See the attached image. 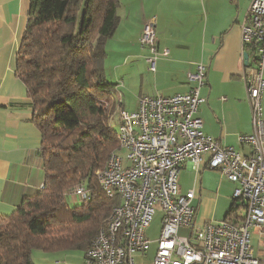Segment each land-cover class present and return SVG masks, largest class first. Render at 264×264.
<instances>
[{"label":"crops","instance_id":"0c3cea01","mask_svg":"<svg viewBox=\"0 0 264 264\" xmlns=\"http://www.w3.org/2000/svg\"><path fill=\"white\" fill-rule=\"evenodd\" d=\"M251 1L120 0L119 23L106 42V56L114 66L110 75L121 100L119 117L121 111H135L142 96L189 92L194 85L189 74L203 63L207 66V80L201 89L206 101L199 111L203 130L224 145L250 154L239 137L253 131L242 75L246 63L240 25ZM30 6L31 0H0V213L3 214L12 213L25 196H34L45 183L42 134L32 121L34 109L26 85L16 73L17 53ZM152 18L159 48L170 50L169 55L158 57L155 72L149 70V49L140 42L144 26ZM208 159L206 155L198 173L190 162L183 164L179 172L181 193L195 191L196 226L220 220L217 207L227 208V213L234 202L236 184L221 171L210 168ZM181 231L188 233L187 229ZM149 238L153 242L150 249L154 244L157 249L158 237ZM262 246L259 253L253 246L256 255L262 254L264 243ZM39 251L35 264H81L86 254V251ZM155 255L156 250L151 256L137 252L135 264H153Z\"/></svg>","mask_w":264,"mask_h":264},{"label":"built area","instance_id":"2783aa9c","mask_svg":"<svg viewBox=\"0 0 264 264\" xmlns=\"http://www.w3.org/2000/svg\"><path fill=\"white\" fill-rule=\"evenodd\" d=\"M240 25L243 54L249 53L242 75L253 131L240 135L239 141L249 147L250 154L224 145L203 130L199 111L206 101L201 95L206 64H198L189 74L194 82L189 92L142 96L135 111H121L119 147L97 172L104 194L118 196L120 204L113 208L81 264H135L134 254L150 250L153 244L147 228L157 206L163 219L153 264H264V249L256 255L250 238L252 231L264 237V0L251 1ZM154 28L152 18L140 38L149 49V70L153 72L158 57L170 52L159 48ZM119 150L125 152L119 154ZM206 155L210 168L236 184L234 199L246 202L240 223L223 219L196 226L195 191L181 193L179 172L187 162L200 172ZM68 195L75 201L71 205L77 206L87 205L92 197L91 190L81 184Z\"/></svg>","mask_w":264,"mask_h":264},{"label":"trees","instance_id":"16d2710c","mask_svg":"<svg viewBox=\"0 0 264 264\" xmlns=\"http://www.w3.org/2000/svg\"><path fill=\"white\" fill-rule=\"evenodd\" d=\"M120 0H31L16 60L42 134L45 183L12 213H0V264H35L33 251L85 252L110 218L97 172L118 149L111 125L113 88L104 61L119 23ZM91 190L85 206L71 205L77 185ZM234 199L225 220L240 223L246 202ZM244 212V213H243Z\"/></svg>","mask_w":264,"mask_h":264},{"label":"rangeland","instance_id":"374dc122","mask_svg":"<svg viewBox=\"0 0 264 264\" xmlns=\"http://www.w3.org/2000/svg\"><path fill=\"white\" fill-rule=\"evenodd\" d=\"M114 62H115V60L113 61V63ZM113 67L114 66H111V61H109V59L106 56L105 61H104V68H105L106 78L108 79V81H111V82L115 83V81L113 80V77L110 75V71L113 69ZM245 86H246V84H245ZM246 92H247V89H246ZM113 101L115 102V108L116 109H115V112L113 113V116L111 118V125H112L113 129L115 130V132L118 133L119 132V121H120V119L118 118L119 114L117 113V111L119 110V105L118 104L121 102V100H120V98L118 96L116 87L113 88ZM263 106H264V101H263ZM124 152H125L124 150H119L118 151L119 154H123ZM67 201L74 203L75 201L73 199V195H68L67 196ZM238 202L240 203V200H238ZM213 209L216 211V205L214 206ZM226 210H227V208H222L221 205H219L217 207V212H218L217 219L222 220V218L225 215L224 213H226ZM162 219H163V212L160 209V207L157 206V212H156V214L154 216V219L151 222V225L147 228V235L149 237H151L152 239H156L157 237H159L160 231H161V227H162ZM220 220H217V221H220ZM253 233L254 232L252 231V235L250 237L251 238V243L255 247L256 252L259 253V252H261L260 248L263 247L262 245L264 243V237H262L257 232H255V233L258 234V236L254 235ZM155 250H156V245L154 244L153 249L152 250L150 249V251L149 250L145 251V253H146V255L151 256L153 251L155 252ZM38 252H41V251H39L38 249H35L33 251V259H34L35 262L38 261V259H36ZM39 264H40V262H39Z\"/></svg>","mask_w":264,"mask_h":264},{"label":"water","instance_id":"95a60500","mask_svg":"<svg viewBox=\"0 0 264 264\" xmlns=\"http://www.w3.org/2000/svg\"><path fill=\"white\" fill-rule=\"evenodd\" d=\"M244 58H245V63H247L249 60V53L248 52L244 53Z\"/></svg>","mask_w":264,"mask_h":264}]
</instances>
